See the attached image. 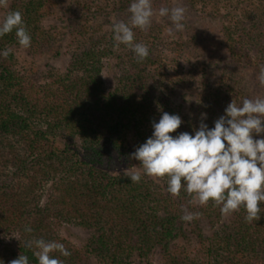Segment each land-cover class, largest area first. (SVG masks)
I'll list each match as a JSON object with an SVG mask.
<instances>
[{
    "label": "trees",
    "instance_id": "obj_1",
    "mask_svg": "<svg viewBox=\"0 0 264 264\" xmlns=\"http://www.w3.org/2000/svg\"><path fill=\"white\" fill-rule=\"evenodd\" d=\"M131 2L3 4L5 17L21 12L31 46L18 44L15 29L0 38V50L12 49L0 57V264L19 254L39 264L37 239L63 243L70 256L50 254L63 264H264V204L251 223L243 206L224 216L211 200L200 206L184 191L170 195L167 178L143 175L130 155L163 112L182 118L171 135L194 134L202 114L211 128L232 100L264 96V0H180L193 17L182 31L158 15L181 4L153 0L150 27L133 28L134 42L149 49L143 60L114 40L113 23L130 24ZM49 53L69 54L64 73L50 64L43 74L31 70ZM107 60L116 72L111 89ZM135 171L139 183L128 177ZM185 210L199 218L183 221ZM62 223L87 230L85 243L63 237Z\"/></svg>",
    "mask_w": 264,
    "mask_h": 264
},
{
    "label": "clouds",
    "instance_id": "obj_2",
    "mask_svg": "<svg viewBox=\"0 0 264 264\" xmlns=\"http://www.w3.org/2000/svg\"><path fill=\"white\" fill-rule=\"evenodd\" d=\"M153 0H132L128 11L131 13L130 24L124 21L113 23L114 40L132 49L143 60L149 56V49L142 43H135L133 28L146 30L156 14L152 7ZM6 0H0V5ZM185 8L181 6L161 7L160 17L168 16L176 31L184 28ZM15 29L18 44L23 48L31 46V36L25 26L21 12L11 11L0 23V38ZM172 34V30H169ZM11 48L0 50V57L7 58ZM264 86V69L258 77ZM202 114L199 128L193 133L176 130L183 123L178 114L163 112L158 122H153V132L140 144L131 157L139 161L143 175L155 178H167V192L179 196L181 191L192 197L193 204L206 206L211 200L220 206L222 215L227 216L239 211L241 206L246 211L245 220L257 221L264 204V98H245L237 105L233 100L214 121V127L203 122ZM259 136L260 138H254ZM131 182L139 183L142 174L139 171L128 173ZM199 213L187 212L181 219L191 222L199 218ZM25 231L31 232V227ZM38 251L33 254L39 264H63V261L50 255L59 252L68 257L71 252L63 243L37 239L34 241ZM33 241H27L31 248ZM11 264H29L26 255H20Z\"/></svg>",
    "mask_w": 264,
    "mask_h": 264
},
{
    "label": "rangeland",
    "instance_id": "obj_3",
    "mask_svg": "<svg viewBox=\"0 0 264 264\" xmlns=\"http://www.w3.org/2000/svg\"><path fill=\"white\" fill-rule=\"evenodd\" d=\"M170 1L173 2V0H170ZM174 1H178L179 4H181V7H184V6H182L183 5L182 2L180 3V0H174ZM3 6L4 5H2V6L0 5V23L3 22L4 17H5ZM188 12L189 11H185V20L184 21H187V22L193 21V17ZM49 22H50V20H49ZM199 25L202 27V29L203 28L206 29L209 33H212L215 31V28H214L215 26L211 22H205V21L201 20L199 22ZM68 63H69V54L64 53L60 58H54V57H52V53H49V54H44L42 57L38 58L36 63L32 65L31 70L35 71L37 73L42 71V74H43L44 73L43 70L46 71V69H47L46 64H50V66L54 69V72L64 73L68 67ZM242 74L244 75V82H245L244 88L246 87L247 89H249L251 87V86H249L250 85L249 83L252 82V76H250V74H248V73H242ZM115 75H116V72L111 66V61L107 60L105 62V67L103 69V76L105 79L106 87L108 89H111L114 87ZM251 90H252V87H251ZM261 97L264 98V96H262V95H261ZM140 170H142V168ZM58 231L63 237L67 238L70 242H72L73 244H75L77 246H80L83 243H85L88 236L90 235V233L87 230H85L79 226L68 224V223H62L58 227ZM158 261H159V259H158Z\"/></svg>",
    "mask_w": 264,
    "mask_h": 264
}]
</instances>
